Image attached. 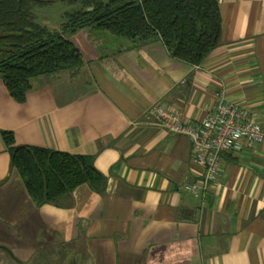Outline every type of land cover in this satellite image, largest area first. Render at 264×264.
<instances>
[{"label": "crops", "instance_id": "1", "mask_svg": "<svg viewBox=\"0 0 264 264\" xmlns=\"http://www.w3.org/2000/svg\"><path fill=\"white\" fill-rule=\"evenodd\" d=\"M218 4L219 45L198 66L159 38L84 28L68 37L83 64L33 78L23 103L0 79V133L92 157L106 177L103 192L81 185L37 207L0 137V251L14 264H264V143L223 154L192 197L204 171L189 140L151 113L200 123L223 97L264 128V0Z\"/></svg>", "mask_w": 264, "mask_h": 264}, {"label": "trees", "instance_id": "2", "mask_svg": "<svg viewBox=\"0 0 264 264\" xmlns=\"http://www.w3.org/2000/svg\"><path fill=\"white\" fill-rule=\"evenodd\" d=\"M61 1L80 4L81 9L66 14L57 31L34 21L33 9L52 1L0 0V79L17 103L25 101L33 78L76 70L83 64L68 37L84 28L137 42L159 38L171 58L191 66L200 65L219 45L218 0ZM0 137L10 167L35 206H59L63 196L81 185L104 191L106 177L96 170L92 157L15 145L9 131H2Z\"/></svg>", "mask_w": 264, "mask_h": 264}, {"label": "built area", "instance_id": "3", "mask_svg": "<svg viewBox=\"0 0 264 264\" xmlns=\"http://www.w3.org/2000/svg\"><path fill=\"white\" fill-rule=\"evenodd\" d=\"M151 113L163 127L189 140L192 161L204 171L201 184L193 183L184 187L192 197L201 194L209 182L216 181L223 154H238L246 146L264 143V128L244 108L223 97L200 123L181 124L176 115L162 110Z\"/></svg>", "mask_w": 264, "mask_h": 264}, {"label": "rangeland", "instance_id": "4", "mask_svg": "<svg viewBox=\"0 0 264 264\" xmlns=\"http://www.w3.org/2000/svg\"><path fill=\"white\" fill-rule=\"evenodd\" d=\"M50 4L33 9L34 21L52 30H60L66 14H72L81 9L80 4L69 5L61 0H50ZM10 258V257H9ZM4 251H0V264H14Z\"/></svg>", "mask_w": 264, "mask_h": 264}]
</instances>
